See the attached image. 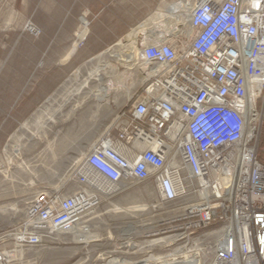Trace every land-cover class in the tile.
Instances as JSON below:
<instances>
[{
	"label": "built area",
	"instance_id": "2783aa9c",
	"mask_svg": "<svg viewBox=\"0 0 264 264\" xmlns=\"http://www.w3.org/2000/svg\"><path fill=\"white\" fill-rule=\"evenodd\" d=\"M161 15L178 21L136 40L124 106L68 177L34 192L20 225L0 231L4 248L87 241L102 203L136 181L168 219L144 236L164 237L155 246L173 247L171 263L264 264V0H178Z\"/></svg>",
	"mask_w": 264,
	"mask_h": 264
},
{
	"label": "rangeland",
	"instance_id": "374dc122",
	"mask_svg": "<svg viewBox=\"0 0 264 264\" xmlns=\"http://www.w3.org/2000/svg\"><path fill=\"white\" fill-rule=\"evenodd\" d=\"M176 1L146 0L153 10L141 20L136 19L138 12H121L125 7L116 0L0 2V231L18 227L31 195L59 186L70 174L71 162L75 161L72 157L79 158L83 145L92 141L78 137L83 130L82 116L73 117L70 112L69 121L64 120L66 110L88 93H95L97 86L82 88L64 103L68 95L95 70H102L104 79L112 78L116 85H131L134 89V72L129 64H120L109 54L126 53L129 46L135 50L134 44L140 37L137 34H148L154 27L164 26L160 31L167 34L165 28L169 25H163L160 16L167 4ZM111 10L128 16L133 24L121 23ZM64 16L67 19L61 22L59 18ZM65 38L69 39L67 44ZM66 45L74 52H85V60L74 59L58 67L56 62L64 55ZM54 82L61 85L50 92L48 87ZM114 94L118 97L123 92L117 90ZM94 105L91 99L81 106L90 111L87 117L92 119ZM120 108L113 106V116ZM49 118L60 120L45 124ZM32 133L37 136L33 141L27 140ZM260 148L264 155V127ZM144 187V183L136 181L120 185L116 197L102 203L95 212L101 215L87 241L59 234L32 251L4 248L0 242V254L10 258L8 264H150L160 261L158 258L164 253L167 261H173L179 257L173 247L161 250L155 246L164 237L144 236L145 231L155 232L154 227L166 226L168 221L160 212L156 214ZM130 234L137 243L120 248L123 238L129 243Z\"/></svg>",
	"mask_w": 264,
	"mask_h": 264
},
{
	"label": "crops",
	"instance_id": "0c3cea01",
	"mask_svg": "<svg viewBox=\"0 0 264 264\" xmlns=\"http://www.w3.org/2000/svg\"><path fill=\"white\" fill-rule=\"evenodd\" d=\"M3 1L5 2L6 0H0L1 4L3 3ZM119 4H122L125 9L121 10L122 11H133L135 13L138 12V15H136V19L137 20H141L146 16H149V14L152 12V7L150 8V6L148 4H146V0H140V2H138L137 0H116ZM117 2H113V4L116 6ZM136 3L137 5H132ZM139 3V4H138ZM132 5V6H131ZM87 7V11H88V6ZM113 17L118 19L121 23H124L126 26H128L129 24H133L131 23V21H129V19L127 18L128 16L123 15L122 13H118L117 10H111ZM150 12V13H149ZM5 14H4V18H5ZM1 18H3V15H1ZM62 21H66V17H60L59 18ZM60 22V23H61ZM139 22V21H137ZM59 23V24H60ZM86 23V21H85ZM119 25V24H118ZM67 42H69L68 38H65L64 43L67 44ZM60 43V42H59ZM130 49H128V51L126 53L123 52H119V51H112L109 55L112 56L116 62L120 63L122 61L126 62L127 64H129V66L131 65V56H133V52L134 49L131 50V47L129 46ZM102 55L104 54L101 53ZM100 54V55H101ZM101 55V56H102ZM131 55V56H130ZM86 53L85 52H74L72 47L70 46H65L64 47V55L56 62V65H58V67H63L64 65H67V63H72V61H78V62H82L83 60H85ZM89 81H95V84L93 82H89ZM61 85V83H53L50 87H48V90L51 92H53L54 90H56L59 86ZM97 86V90L95 93H88L86 95V97L83 100L77 101L75 102L70 110H66V115H65V122L69 121V115L70 112H73V117L74 115H79L82 116L81 120L83 122V130L80 132V134L78 135V137L80 138H86V139H91L92 141L95 139H98L101 137V135L103 134V132L106 130V128L109 126V124L111 123L112 119H113V113H114V107H122L124 106V104L126 103V99L127 97L130 95V93L132 92V89L126 85V84H114V80H112V78L109 79H104L103 75H102V70H95L93 71V73L88 74L85 81L81 84H78V87L73 90L68 97L65 99L64 103H68L70 100H72L74 98V96L78 95V93L80 92V90L84 87L87 86ZM117 90H121L123 92L122 96H116V94H114L115 91ZM93 100L94 102V106H95V112L92 115L93 119L87 116H90V111L86 112L85 108L81 109V106L85 105L86 102H88L89 100ZM84 103V104H82ZM100 109V114L97 115L98 110ZM103 113V114H101ZM60 119H56V118H49L45 124L47 123H54L59 121ZM36 134H31L27 137V140L33 141L34 138L36 137ZM80 154V153H79ZM75 160L76 161V157H72V161ZM75 161L71 162L74 163Z\"/></svg>",
	"mask_w": 264,
	"mask_h": 264
},
{
	"label": "bare ground",
	"instance_id": "6f19581e",
	"mask_svg": "<svg viewBox=\"0 0 264 264\" xmlns=\"http://www.w3.org/2000/svg\"><path fill=\"white\" fill-rule=\"evenodd\" d=\"M162 14V13H161ZM161 16H164V15H161ZM160 16V17H161ZM163 18V17H162ZM168 18H171V17H169V16H165V18H163L162 20H163V22H162V24L164 25H166V23H167V25H171V26H173V25H175V23L178 21V20H175V21H173V22H171L170 21V23H168L167 21L169 20ZM164 27V26H163ZM163 27H160V26H157V27H154L152 30H157L158 32L160 31V28H163ZM167 28H169V27H166L165 29H166V31H167ZM148 28L146 27L145 29H143V30H147ZM166 31H165V33H166ZM161 32H162V30H161ZM164 32V31H163ZM141 35V34H140ZM139 34H137V36H140ZM139 38V37H138ZM165 38H163V40H164ZM134 46H135V44H134ZM135 48V50H134V52H133V56H131L132 58H131V65L129 66V68H130V70L131 71H133V72H135V64H136V58H137V48H136V46L134 47ZM129 86V85H128ZM131 89H132V91H133V87L130 85L129 86ZM131 94V93H130ZM128 98V97H127ZM82 154V153H81ZM74 163H72L71 164V166L73 165ZM70 166V167H71ZM169 263H171L170 261H167V260H165V261H163V262H161V263H157V262H155V263H150V264H169ZM139 264H149V263H146V262H142V263H139Z\"/></svg>",
	"mask_w": 264,
	"mask_h": 264
},
{
	"label": "trees",
	"instance_id": "16d2710c",
	"mask_svg": "<svg viewBox=\"0 0 264 264\" xmlns=\"http://www.w3.org/2000/svg\"><path fill=\"white\" fill-rule=\"evenodd\" d=\"M264 155L262 153L259 154V158L262 159Z\"/></svg>",
	"mask_w": 264,
	"mask_h": 264
}]
</instances>
